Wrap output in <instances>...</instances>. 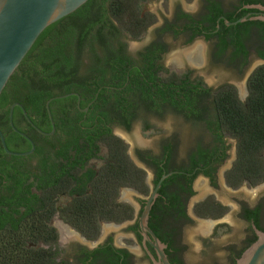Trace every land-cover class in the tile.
Listing matches in <instances>:
<instances>
[{
    "label": "flooded vegetation",
    "instance_id": "flooded-vegetation-1",
    "mask_svg": "<svg viewBox=\"0 0 264 264\" xmlns=\"http://www.w3.org/2000/svg\"><path fill=\"white\" fill-rule=\"evenodd\" d=\"M160 1L167 4L171 0ZM193 1L172 0V6L167 11L157 12L146 7L155 21L141 38L124 39L125 53L131 66L126 73H116L126 76L123 85H102L95 98L72 92L77 101L54 104L52 118L48 112L44 128L33 121L20 100L15 96L9 97L13 100L10 111L14 104H21L35 125L28 121L23 108L16 105L14 126L35 143L32 153L21 156L24 158L22 162L29 168L40 162L34 156L38 143L32 133L36 131L44 136V181L49 202L56 208L50 220V226L56 229V238L35 246L53 250L58 261L66 260L70 264H135L136 253L139 252L144 264H154L153 257L157 258L154 247L145 241L140 224L139 231L132 227L139 221L147 197L160 178L172 172L165 179L168 181H163L157 199L167 205L169 202L163 191L169 194L179 192L187 216V219L184 217V227L195 218L189 207L197 194L195 181L199 176L208 183L212 196L204 195L194 202V214L204 218L197 214L196 206L208 200L227 209L223 216L212 218L208 230L212 232V237L204 240L207 248L220 228L230 227L222 220L233 205L225 203L217 194L227 192L235 201V212L245 224L244 235L239 243L225 246L224 259L214 264H236L245 249L258 237L254 226L264 231V180L257 185L249 181L238 185L230 178L238 157V141L219 128L223 124L220 107L215 101L218 92L226 86H233L237 98L243 103L251 94V76L264 66V21L256 18L264 13L254 6H264V0H197L196 5ZM218 4L222 12L217 17L216 28L212 29L205 18ZM226 14L237 17L231 22L244 17L248 20L228 25ZM146 35H150L149 39L145 38ZM133 42H139L135 49L131 48ZM197 45L199 49L195 52ZM213 65L227 67L234 76L222 81L212 79L209 75ZM180 67H185V70H175ZM166 123L170 127H166ZM9 125L20 134L10 119ZM136 125L141 128V133L151 132L153 139L145 140L144 136L138 138L132 135ZM8 136L13 137L12 141L19 140L10 130L6 132V140ZM24 138L31 148L27 149L25 145L26 150L17 152L32 149L31 141ZM116 163L134 167L135 173L144 175V183H119L117 199L131 205L134 216L123 222L101 220L98 236H86L69 223L64 209L89 195L100 177L104 178L111 165ZM179 173L184 176L168 179ZM126 190L137 192L135 205L124 195ZM144 190L149 194L143 193ZM247 190H254L253 194L257 195L254 201V195H248ZM158 215L161 220H173V210L162 208ZM115 225H123L119 237L113 229L105 230ZM131 242L138 247L136 252ZM180 243L184 250L170 248L167 244L166 252L171 261L180 257L181 264H185L183 253L186 246L182 237Z\"/></svg>",
    "mask_w": 264,
    "mask_h": 264
},
{
    "label": "trees",
    "instance_id": "trees-1",
    "mask_svg": "<svg viewBox=\"0 0 264 264\" xmlns=\"http://www.w3.org/2000/svg\"><path fill=\"white\" fill-rule=\"evenodd\" d=\"M148 1L89 0L42 32L0 96V127L5 135L10 130L19 139L16 142L12 141L13 137H7L11 150H26L25 145L30 149L31 144L9 125L13 101L9 97L20 100L33 121L44 128L49 118L46 103L52 97L80 92L95 98L102 85H123L126 76L116 73H126L131 66L124 39L141 38L155 21L154 15L146 10ZM221 12L220 5H214L205 18L212 29L216 28ZM226 16L230 21L237 18L232 14ZM222 25L225 26L224 21ZM249 87L251 94L246 103L237 98L233 86L224 87L215 97L223 124L219 128L238 141V157L230 173V178L238 185L244 181L257 185L264 180V66L251 76ZM73 101H77L74 95L53 100L51 108L56 103ZM32 136L38 143L34 156L40 159L34 168L25 165L21 156L6 153L0 140V264H70L66 260L58 261L53 250L35 246L55 240L56 229L50 226V220L56 208L49 202L44 181V136L36 131ZM183 176L179 173L168 179ZM120 181L136 185L144 183V175L135 173L134 167L129 168L124 163L111 165L109 173L100 177L89 195L64 209L69 223L82 234L97 237L101 220L132 219L134 208L117 199ZM142 192L149 194L147 190ZM163 193L169 204L156 199L150 226L170 248L182 251L185 247L180 239L184 219H187L185 207L179 192ZM162 208L173 210V220L159 218ZM226 211L212 200L196 206L197 214L204 218H218ZM132 229L139 231V221ZM172 262L182 263L180 257Z\"/></svg>",
    "mask_w": 264,
    "mask_h": 264
},
{
    "label": "water",
    "instance_id": "water-1",
    "mask_svg": "<svg viewBox=\"0 0 264 264\" xmlns=\"http://www.w3.org/2000/svg\"><path fill=\"white\" fill-rule=\"evenodd\" d=\"M88 1L89 0H0V96L12 75L18 69L42 32L48 26L75 12ZM254 7L259 8L264 13V6L256 5ZM256 18L264 21V14ZM225 20L228 25H232L246 21L248 18H240L235 22H231L227 19ZM71 94L72 93L57 95L47 101L46 107L51 118V102L53 100L65 98ZM16 105H20L23 108L28 121L34 125L25 108L21 104L16 103L12 106L10 111L12 126L15 128L13 114ZM15 130L29 139L33 147L27 152L11 150L6 142L4 132L0 127V139L5 152L16 156L29 155L35 150L34 141L26 133L19 131L17 128H15ZM38 130L45 133L40 128H38ZM53 132L54 130L51 133ZM172 173L164 174L160 178L155 189L147 197L145 207L139 217L142 235L145 241H148L154 247L157 254V258L153 257L154 264H174L169 259L166 252L168 245L158 237L149 224L150 214L159 195V189L163 181ZM190 209L191 214L195 218H198L193 212V207ZM254 227L258 237L243 252L241 257L238 258L236 264H264V231L258 229L256 225Z\"/></svg>",
    "mask_w": 264,
    "mask_h": 264
},
{
    "label": "rangeland",
    "instance_id": "rangeland-1",
    "mask_svg": "<svg viewBox=\"0 0 264 264\" xmlns=\"http://www.w3.org/2000/svg\"><path fill=\"white\" fill-rule=\"evenodd\" d=\"M194 5H196L197 0L193 1ZM154 10L159 12L160 10L167 11V9H170L172 6V0L167 2V4H163L160 0H151L149 4H146V7L148 9ZM150 35H146L145 38L149 39ZM139 45V42H133L131 45V48L135 49ZM199 45H197L194 48V51H198ZM180 72H183L185 70V67L175 69ZM203 73V70L200 69ZM211 73L209 76L212 77L214 80L222 81L227 80L228 77H233L234 74L225 66H211ZM166 127H170L169 123L165 124ZM151 132L147 133H141V128L139 125H136L132 131V135H135L138 138H143L145 140H152L153 137L151 136ZM185 134L187 135V130H185ZM195 186L197 190L196 196L191 200L190 207H193L194 202H197L200 197H203L204 195L212 196L211 191L208 189V183L203 180L202 176H199L195 181ZM258 189V188H257ZM254 190H247L246 193L249 195L253 194ZM211 192V193H210ZM137 192L133 190H126L124 191V195L129 197V202H131L133 205L136 204L135 195ZM220 199H222L225 203L233 205L232 208H230L225 216V218L222 220L223 222H226L230 224V227L220 228L218 233L213 238V242L210 245L209 248L205 246L204 240L206 238L212 237V232L203 231L202 225H210L212 223V218H194L192 223H189L185 225L183 229L182 234V243L186 246V249L183 253V257L185 260V264H214L215 262H220L224 259V247L229 245L230 243H239L244 235V229L245 224L240 221L238 215L236 214V204L235 201L231 198L229 193L222 192L217 194ZM242 197V196H239ZM257 197V195H254L253 200ZM217 222V221H214ZM122 226L123 225H115V227H107L105 230L113 229L116 232V237H119L122 235ZM216 230V229H215ZM134 252L138 250V247L134 244V242L130 243ZM137 259L135 261V264H144L142 259H140V253H136Z\"/></svg>",
    "mask_w": 264,
    "mask_h": 264
},
{
    "label": "bare ground",
    "instance_id": "bare-ground-1",
    "mask_svg": "<svg viewBox=\"0 0 264 264\" xmlns=\"http://www.w3.org/2000/svg\"><path fill=\"white\" fill-rule=\"evenodd\" d=\"M196 52V51H195ZM194 56V55H193ZM210 228H209V225L207 224H205V225H202V230L203 231H208Z\"/></svg>",
    "mask_w": 264,
    "mask_h": 264
}]
</instances>
